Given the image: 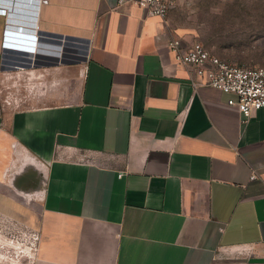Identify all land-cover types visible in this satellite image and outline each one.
I'll use <instances>...</instances> for the list:
<instances>
[{
	"label": "crops",
	"instance_id": "obj_1",
	"mask_svg": "<svg viewBox=\"0 0 264 264\" xmlns=\"http://www.w3.org/2000/svg\"><path fill=\"white\" fill-rule=\"evenodd\" d=\"M174 8L0 0V82L23 88L0 103V216L32 235L30 264H264V109L244 121L192 85ZM6 31L56 50L8 71Z\"/></svg>",
	"mask_w": 264,
	"mask_h": 264
},
{
	"label": "rangeland",
	"instance_id": "obj_2",
	"mask_svg": "<svg viewBox=\"0 0 264 264\" xmlns=\"http://www.w3.org/2000/svg\"><path fill=\"white\" fill-rule=\"evenodd\" d=\"M174 14L187 39L220 60L264 67V0H178ZM17 79L0 82V103L19 101L23 88ZM34 249L27 230L0 216V264H30Z\"/></svg>",
	"mask_w": 264,
	"mask_h": 264
},
{
	"label": "built area",
	"instance_id": "obj_3",
	"mask_svg": "<svg viewBox=\"0 0 264 264\" xmlns=\"http://www.w3.org/2000/svg\"><path fill=\"white\" fill-rule=\"evenodd\" d=\"M40 4H47L48 0H38ZM118 6L130 4L146 11L153 17L165 18L169 11L176 7L178 0H116ZM6 10L0 9V15ZM20 37L6 31L2 48L13 49L21 46L32 54H36L39 45V36L36 32ZM167 47L174 57V61L181 66L191 68L190 81L194 87L207 86L221 93L232 95L235 99L228 101L229 106L236 107L244 121L261 109H264V67H243L220 60L198 42L185 47L179 39L168 41ZM33 50V51H32ZM5 54V53H4ZM18 59H17V58ZM30 56L4 57V66L9 68L24 67ZM27 65L30 62L26 63ZM82 162L91 164L90 157H83ZM121 176V173H120ZM256 171H252L250 180L257 179Z\"/></svg>",
	"mask_w": 264,
	"mask_h": 264
},
{
	"label": "water",
	"instance_id": "obj_4",
	"mask_svg": "<svg viewBox=\"0 0 264 264\" xmlns=\"http://www.w3.org/2000/svg\"><path fill=\"white\" fill-rule=\"evenodd\" d=\"M24 36H27V35H20L21 38H24ZM50 37H53V36H50ZM55 37V36H54ZM56 38H58V41H55L57 42L58 45H61V44H65V45H69L70 43L69 42H72V41H77V42H82L80 40H76V39H73V38H69V37H58L56 36ZM51 42H53L52 40H50ZM39 45H38V50H37V54L38 53H43V50L44 49H47V50H50V49H53V47L51 46H47V45H42L41 44V41H39ZM56 50V48H54ZM53 49V50H54ZM33 51V50H32ZM13 56H30L32 57L33 54L32 52H29L27 51L26 49L22 48L21 46H17L16 48L14 47L13 49L11 48V51H9ZM5 57V55H4ZM17 58V57H16ZM18 59V58H17ZM29 61V60H28Z\"/></svg>",
	"mask_w": 264,
	"mask_h": 264
}]
</instances>
